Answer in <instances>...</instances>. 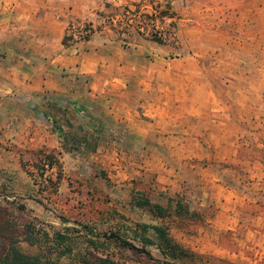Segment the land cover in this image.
Returning <instances> with one entry per match:
<instances>
[{
	"label": "crops",
	"instance_id": "0c3cea01",
	"mask_svg": "<svg viewBox=\"0 0 264 264\" xmlns=\"http://www.w3.org/2000/svg\"><path fill=\"white\" fill-rule=\"evenodd\" d=\"M180 2H169L172 16L159 26L176 23L178 43L195 56L214 55L206 65L196 58L174 65L167 45L148 42L132 27L119 33L100 25L102 9L117 25L114 8L125 0H0V101L2 94L18 100L48 93L79 108L105 100L120 120L135 121L157 184L212 205L216 223L232 219L247 201L264 205V0H253L232 33L194 20L198 11L186 16L184 9L176 18ZM71 21L92 31L63 45ZM230 86L234 91L224 92ZM143 116L150 118L144 129ZM177 117H192L194 125L173 127Z\"/></svg>",
	"mask_w": 264,
	"mask_h": 264
},
{
	"label": "rangeland",
	"instance_id": "374dc122",
	"mask_svg": "<svg viewBox=\"0 0 264 264\" xmlns=\"http://www.w3.org/2000/svg\"><path fill=\"white\" fill-rule=\"evenodd\" d=\"M174 4L176 18L184 15L178 14L184 9L186 16L198 11L194 20L196 18L202 25L219 27L232 33L241 25L239 15L253 6V0H242L235 7L229 6L230 0H181L180 4ZM108 11L102 9L98 12L99 19L102 18L100 25L115 29L118 26L106 20L110 15ZM116 13L121 15V9ZM172 23L173 28L166 30V24L161 35L164 38L162 44L168 47L165 57L173 59L174 65H179L182 58H196L204 65L214 58L212 53L195 56L190 49L178 43L174 33L176 23ZM89 28L92 31V27ZM132 36L136 37L134 33ZM131 38L125 39L131 42ZM149 49L147 46L146 50ZM147 56L150 58L151 53ZM212 86L216 88L214 83ZM231 87L224 92L234 91ZM1 97L0 215L17 224L35 217L54 225H61L64 220L66 222L62 225L86 222L98 230L117 229L134 221L162 223L167 225L169 235L176 242L202 256L201 264H264L262 200L238 205L232 219L222 218L216 223L213 222L212 205L199 206L195 197L184 192L178 193L185 195L190 207L198 210L201 218L188 219L172 214L157 218L144 210L128 206L131 195L146 194L151 201L164 205L165 198L175 193L161 188L155 174L148 169L143 157L145 139L133 131L135 121L120 120L119 116L109 111L112 105L105 100H99L95 107L81 104L77 111L72 110L73 117L58 113L63 129L66 128L64 119L68 116L72 130H76L77 125L86 126L88 116L100 129L93 152H64L59 146V137L51 131V123L39 111L45 106L38 93L23 95L18 100L3 98V94ZM59 103L67 105L70 102L60 99ZM8 110L12 111L11 114H7ZM149 120L143 116L139 127L144 129ZM194 121L192 117H177L173 127L193 126ZM7 124L13 125L6 127ZM41 153L52 155L56 164L47 168L45 161L39 160ZM18 204L23 207L19 208ZM112 210L118 214L113 215ZM147 249L153 257H159L154 247ZM116 260V264H154L143 255L127 250L121 251V257L116 256ZM191 262L195 264L198 261ZM191 262L188 260L182 264Z\"/></svg>",
	"mask_w": 264,
	"mask_h": 264
},
{
	"label": "trees",
	"instance_id": "16d2710c",
	"mask_svg": "<svg viewBox=\"0 0 264 264\" xmlns=\"http://www.w3.org/2000/svg\"><path fill=\"white\" fill-rule=\"evenodd\" d=\"M170 1L125 0L119 8L121 17L114 19L118 32L132 27L138 34H143L145 39L162 44L163 29L159 25L163 18L172 16V12L169 11ZM114 9L119 11L116 7ZM172 28L173 23L169 21L166 30ZM68 42L70 37L64 33L61 43L64 45ZM38 94L44 100L45 106L39 111L45 120L51 123V131L59 137L61 150L93 152L100 133L96 122L94 123L88 116L86 126L77 125L76 130H72L69 116L73 117L72 110L77 111L78 107L72 103L61 105L60 98L48 93ZM34 108L39 109L36 106ZM58 113L69 115L64 119L65 129L59 123ZM39 160L45 161L47 168L56 164L49 153H41ZM127 204L130 208L144 210L157 218H165L171 214L188 219L202 217L198 210L190 207L189 200L181 193L167 196L164 205L151 201L146 194L131 195ZM18 206L23 207L19 204ZM112 214L118 213L112 210ZM64 222L66 221H62V224ZM62 224L54 225L35 217L17 224L0 215V264H116V256L121 257L123 250L143 255L154 264H182L188 260L189 262L196 260L198 262L195 264H201L202 256L176 242L169 235L166 224L134 221L121 228L107 230H98L86 222ZM148 247H154L159 257H153Z\"/></svg>",
	"mask_w": 264,
	"mask_h": 264
},
{
	"label": "built area",
	"instance_id": "2783aa9c",
	"mask_svg": "<svg viewBox=\"0 0 264 264\" xmlns=\"http://www.w3.org/2000/svg\"><path fill=\"white\" fill-rule=\"evenodd\" d=\"M89 27L83 22H69L65 34L70 37V41H85L91 32Z\"/></svg>",
	"mask_w": 264,
	"mask_h": 264
}]
</instances>
